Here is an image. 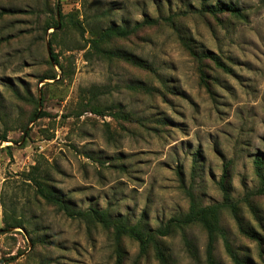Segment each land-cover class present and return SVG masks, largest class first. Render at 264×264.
I'll use <instances>...</instances> for the list:
<instances>
[{
  "label": "rangeland",
  "instance_id": "rangeland-1",
  "mask_svg": "<svg viewBox=\"0 0 264 264\" xmlns=\"http://www.w3.org/2000/svg\"><path fill=\"white\" fill-rule=\"evenodd\" d=\"M58 2L64 15H78L86 32L83 38L72 30L58 34L54 52L62 51L64 65L71 59L69 78L63 81L54 67L57 79L40 83L54 31L43 35L41 24L53 0H0V135L7 132L8 138L0 141V264H115L106 232L68 219L36 197L22 175L33 166L77 209L108 210L153 229L188 210L189 192L203 206L219 203L225 166L232 199L259 189L253 162L258 156L264 163V0ZM218 3L236 6L246 19L218 22L199 14ZM169 16L176 17L173 25L160 21L110 45L145 63L147 71L122 61H87V49L78 50L91 31ZM185 44L226 66L219 70L205 61L208 90ZM46 83L52 85L42 87ZM137 84L153 91H132ZM92 87L100 90L98 105L118 107L123 117L87 112L77 118L81 93ZM41 89L46 99L39 111L49 116L30 123L27 136L22 126L30 107L24 98L37 95L41 102ZM254 205L260 222L245 205L241 214L260 243L241 236L226 212L221 225L242 261L264 264V194ZM5 219L23 227L8 228ZM188 237L194 255L180 234L165 242L172 264H208L205 232L194 227ZM123 249L124 264H136L138 245L124 239ZM214 257L233 264L221 238ZM139 264L159 263L150 251Z\"/></svg>",
  "mask_w": 264,
  "mask_h": 264
},
{
  "label": "trees",
  "instance_id": "trees-1",
  "mask_svg": "<svg viewBox=\"0 0 264 264\" xmlns=\"http://www.w3.org/2000/svg\"><path fill=\"white\" fill-rule=\"evenodd\" d=\"M47 12L48 16H45V19L41 24L42 34L45 35L47 31L51 29L54 31L49 35L48 40L51 51L50 56L47 52L48 59L46 63L48 69L45 74L38 78L40 83L44 81H55L57 79L58 74L54 67H58L60 69L63 81L69 78L68 65L71 59L69 57L65 58L66 64L64 65L60 62V57L63 55L62 51H60L59 54L54 52L58 34L60 33L61 35L66 31L72 30L77 32L79 36L83 38L86 32L83 23L78 18V15L63 14L58 0H53V7L49 8ZM199 14L201 16H211L213 18H217L218 22H221L225 16L232 21H244L246 19L242 11L236 6L224 3H218L212 7L203 6ZM0 15L3 14L0 13ZM175 18V16L161 18L160 20L145 18L132 27L111 24L105 29L91 31V38L87 39L84 46L78 48V50L84 51L87 49L84 52V57L87 61H91L92 59H98L107 63L122 61L134 68L147 71L149 70V67L145 63L127 52L113 49L110 45L114 41L117 42L126 40L133 35H136L138 31L145 27H154L158 25L160 21H163L167 25H173ZM185 45L191 57L198 62L201 81L203 82L204 87L208 90V75H206L204 69H202V67L205 68V61L211 62L219 70L221 69L227 71L226 66L218 57H215L210 53H197L190 45ZM51 85L52 83H46L42 87H48ZM131 90L142 91L148 94L153 91L141 84L131 87ZM99 93L100 90L98 87H92L81 93V97L78 102L79 112L76 117L79 118L87 112H91L98 116H105L106 114H109L114 118L123 117V112L118 107H113L114 109H107L98 105V103H96V99L99 96ZM15 94L18 96L17 92H15ZM45 99L46 94L42 89L41 102H39L37 95L33 96L28 94L27 97L24 98V101H26L30 107L27 121L22 126V130L27 136L29 135L27 127L30 123L49 116L46 111H39V107L43 106ZM128 118L129 117L127 116L126 118L124 117L125 120H128ZM7 139V132L0 135L1 142H7ZM253 164L255 174L259 180V189H257V191L246 194L241 200L232 199L228 179L229 166H225L219 182V187L222 192V200L219 203L203 206L198 198L189 192L188 210L185 213L171 217L165 223L160 224L154 229L150 228V226H148V224L142 219L132 223L127 216L114 217L108 210H99L93 207L86 210L77 209L70 199L66 198L49 185V181L46 176H40L38 167L36 166H33L29 172H24L22 175L25 180L30 181L36 197L43 200L46 205L55 208L68 219L81 221L90 228L100 227L104 232H106L112 241L115 264H124L126 260V252L123 249L124 239H129L135 242L139 247L136 264H139V260L146 258L150 251L154 252L155 258L159 264H172L165 242L177 234H180L184 244L187 246V249H189L194 255V246L188 237V231L194 227L202 229V231L206 234V260L208 264H219L214 257V244L218 238L223 240L226 254L231 259L233 264H246L238 257L237 253L232 248L228 234L221 225V216L224 212L228 213L234 220L241 236L260 243L261 238L258 237L252 226L245 221L241 214V207L245 205L257 222H260L261 220V216L257 210L258 208L254 205V199H256L257 196L264 194V163L261 158L256 156L254 157ZM4 221L8 228L18 229L23 227L22 224L17 221L8 222L6 219ZM31 242L33 246L36 244L32 239Z\"/></svg>",
  "mask_w": 264,
  "mask_h": 264
},
{
  "label": "water",
  "instance_id": "water-1",
  "mask_svg": "<svg viewBox=\"0 0 264 264\" xmlns=\"http://www.w3.org/2000/svg\"><path fill=\"white\" fill-rule=\"evenodd\" d=\"M46 48H47L48 55L50 56L51 55V52H50L49 46L47 45Z\"/></svg>",
  "mask_w": 264,
  "mask_h": 264
}]
</instances>
